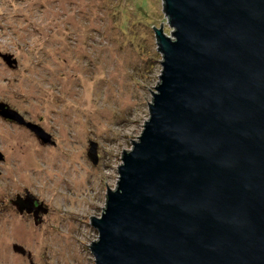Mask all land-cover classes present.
I'll use <instances>...</instances> for the list:
<instances>
[{
	"label": "water",
	"instance_id": "obj_1",
	"mask_svg": "<svg viewBox=\"0 0 264 264\" xmlns=\"http://www.w3.org/2000/svg\"><path fill=\"white\" fill-rule=\"evenodd\" d=\"M162 1L172 35L149 26L155 91L92 218L87 264H264V0ZM0 116L55 144L4 102ZM87 156L97 164L95 142ZM34 200L12 203L36 219Z\"/></svg>",
	"mask_w": 264,
	"mask_h": 264
},
{
	"label": "rangeland",
	"instance_id": "obj_2",
	"mask_svg": "<svg viewBox=\"0 0 264 264\" xmlns=\"http://www.w3.org/2000/svg\"><path fill=\"white\" fill-rule=\"evenodd\" d=\"M167 21L162 0H0V54L16 59L0 57V102L55 142L0 116V264L88 263L92 218L155 91L149 26L171 36ZM27 194L36 219L12 203Z\"/></svg>",
	"mask_w": 264,
	"mask_h": 264
}]
</instances>
